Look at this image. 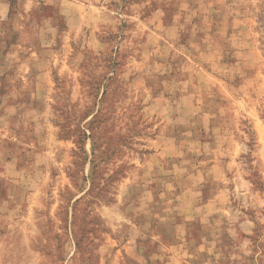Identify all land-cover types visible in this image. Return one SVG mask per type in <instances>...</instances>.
I'll use <instances>...</instances> for the list:
<instances>
[{
    "label": "rangeland",
    "instance_id": "rangeland-1",
    "mask_svg": "<svg viewBox=\"0 0 264 264\" xmlns=\"http://www.w3.org/2000/svg\"><path fill=\"white\" fill-rule=\"evenodd\" d=\"M0 264H264V0H0Z\"/></svg>",
    "mask_w": 264,
    "mask_h": 264
}]
</instances>
